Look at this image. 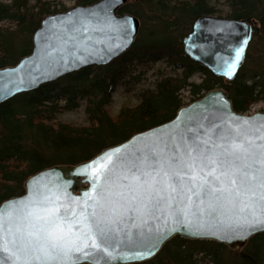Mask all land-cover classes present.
Returning a JSON list of instances; mask_svg holds the SVG:
<instances>
[{"label": "water", "instance_id": "95a60500", "mask_svg": "<svg viewBox=\"0 0 264 264\" xmlns=\"http://www.w3.org/2000/svg\"><path fill=\"white\" fill-rule=\"evenodd\" d=\"M123 2L97 0L46 15L32 36V51L0 70V103L125 52L139 21L117 12ZM252 35L244 19L209 15L194 21L183 48L231 81ZM262 161L264 112H237L228 92L215 87L182 104L171 119L89 159L29 175L22 194L0 203L3 237L17 239L16 246L0 249V264L138 263L174 236L240 251L264 232Z\"/></svg>", "mask_w": 264, "mask_h": 264}, {"label": "trees", "instance_id": "16d2710c", "mask_svg": "<svg viewBox=\"0 0 264 264\" xmlns=\"http://www.w3.org/2000/svg\"><path fill=\"white\" fill-rule=\"evenodd\" d=\"M96 1L76 0V4ZM213 1L124 0L117 12L141 19L134 41L125 52L107 64L80 68L0 103V203L22 194L24 180L40 169L89 159L105 147L171 119L184 104L183 89L193 101L210 89L222 87L234 110L241 113L253 102L264 100V50L253 60L249 43L243 64L231 81L214 75L185 54L183 38L195 20L217 12ZM225 1V17L244 19L252 25L251 41L257 34H264V0ZM144 2L151 12L150 26L145 25L136 8ZM64 10L63 6L52 7L48 0L0 1V21L8 23L0 24V70L13 67L32 51V36L46 15ZM160 59L171 66L173 73L162 76L154 89L139 91L135 105H123L112 113L114 86L139 79L131 75V66ZM194 73L201 75L199 82L190 81ZM81 101L85 102L86 125L57 120L59 113L76 109ZM199 253L208 257L210 264H264V232L253 235L240 251L213 240L174 236L152 259L130 264H194Z\"/></svg>", "mask_w": 264, "mask_h": 264}, {"label": "rangeland", "instance_id": "374dc122", "mask_svg": "<svg viewBox=\"0 0 264 264\" xmlns=\"http://www.w3.org/2000/svg\"><path fill=\"white\" fill-rule=\"evenodd\" d=\"M3 2H9L10 0H0ZM51 3L52 7L60 8L61 6L66 9L73 7L76 4V0H48ZM152 3H157L158 0H151ZM217 12L212 16L225 17L228 6L225 0H216L212 3ZM120 7V6H119ZM136 8L141 13L142 19L145 25H151L150 19V9L147 2L139 4ZM138 19V18H137ZM141 19H138V21ZM0 24L7 25L5 21H0ZM252 59L257 60L261 56L262 50H264V34H257L253 37L250 42V47L248 48ZM252 65V64H250ZM131 75L139 76V79L135 82L129 84L118 83L114 86L112 91V102L110 104V109L112 113H116L118 109L123 105H135L138 102V93L144 88L154 89L156 82L164 75H170L173 73L171 66H169L165 60L160 59L148 65H134L131 66ZM251 72V71H250ZM249 74V73H247ZM128 80V76L126 77ZM201 80V75L199 73H194L190 77V81L199 82ZM182 100L184 104L192 102L190 95L188 94L187 89L181 91ZM194 101V100H193ZM264 112V100H257L253 102L249 109L245 111V114H250L253 112ZM57 120L60 122L71 123L74 125H86L87 115L85 113V102L81 101L80 105L71 111H64L57 115ZM249 241V240H248ZM226 256H229L225 252ZM194 264H210L209 258L202 256V254H197L194 257Z\"/></svg>", "mask_w": 264, "mask_h": 264}, {"label": "snow or ice", "instance_id": "6c2138e0", "mask_svg": "<svg viewBox=\"0 0 264 264\" xmlns=\"http://www.w3.org/2000/svg\"><path fill=\"white\" fill-rule=\"evenodd\" d=\"M241 51H242V49L238 50L237 53H236L237 60L240 57ZM228 67H229V75H231V72L235 68V63L230 64ZM117 151H119V150H117ZM109 159H111V154H109ZM219 163L223 165L224 163H226V161H219ZM262 163H264V161H262ZM243 183H244V180H243V178H241V184H243ZM232 184L235 185L236 184V180H233ZM237 195H239V192H237ZM261 199H264V197H262ZM260 223H264V217L261 218ZM97 227L99 228V222L97 223ZM99 231H100L101 235L104 234V229L103 228H99ZM3 233H4V214H3V209H0V249L7 250L6 249V245L8 243H11L13 246H16L17 239L13 238L10 241H6L4 239V237H3Z\"/></svg>", "mask_w": 264, "mask_h": 264}]
</instances>
